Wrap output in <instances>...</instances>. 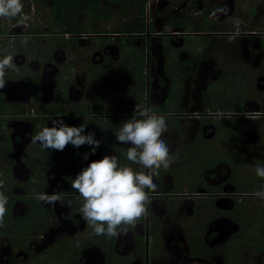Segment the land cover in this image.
<instances>
[{
    "label": "flooded vegetation",
    "instance_id": "1",
    "mask_svg": "<svg viewBox=\"0 0 264 264\" xmlns=\"http://www.w3.org/2000/svg\"><path fill=\"white\" fill-rule=\"evenodd\" d=\"M34 2L0 17V58L13 57L0 90V264H264V0ZM114 9L124 20L106 27ZM135 105L166 117L178 159L153 177L147 216L98 236L72 180L106 154L139 170L113 134ZM54 119L86 123L99 148L33 144Z\"/></svg>",
    "mask_w": 264,
    "mask_h": 264
},
{
    "label": "clouds",
    "instance_id": "2",
    "mask_svg": "<svg viewBox=\"0 0 264 264\" xmlns=\"http://www.w3.org/2000/svg\"><path fill=\"white\" fill-rule=\"evenodd\" d=\"M23 7L22 0H0V17L21 16ZM27 20V16H22L21 22ZM12 68L11 55L0 58V90L7 86L6 72ZM167 131L165 116L150 107L135 105L132 115L113 134L118 143L130 145L126 149V159L139 165V170L121 165L115 154H106L102 159L91 161L72 180V188L82 198L79 212L93 234L109 238L124 235L149 214L151 193L157 187L153 177L178 159L162 138ZM32 143H39L48 151H62L68 144L77 148L88 145L94 154L101 140L96 138V133L87 130L86 123L70 126L63 119H54L50 127H44L32 137ZM88 156L89 153H84L83 159L87 160ZM255 172L264 178V166L257 165ZM5 187V181L0 179V189ZM255 195L264 199V186ZM35 198L49 204L61 201L55 194L37 193ZM7 203L8 197L0 191V227L4 226Z\"/></svg>",
    "mask_w": 264,
    "mask_h": 264
},
{
    "label": "trees",
    "instance_id": "3",
    "mask_svg": "<svg viewBox=\"0 0 264 264\" xmlns=\"http://www.w3.org/2000/svg\"><path fill=\"white\" fill-rule=\"evenodd\" d=\"M92 2H97V0H91ZM50 4V6H58V8L62 9L63 7L66 6H71L72 7H76L78 9H81L84 7V9H86L88 7L87 4V0H78V1H74V0H49L48 2ZM142 8V5H140ZM90 7H94V4H91ZM1 33V32H0ZM1 113V112H0Z\"/></svg>",
    "mask_w": 264,
    "mask_h": 264
},
{
    "label": "rangeland",
    "instance_id": "4",
    "mask_svg": "<svg viewBox=\"0 0 264 264\" xmlns=\"http://www.w3.org/2000/svg\"><path fill=\"white\" fill-rule=\"evenodd\" d=\"M108 2V1H107ZM102 3H103V1H102ZM42 4H44V0H36V2H34V5H42ZM114 4H115V2H114ZM117 4V3H116ZM115 4V5H116ZM25 9V8H24ZM37 10V9H36ZM119 11L120 10H118V9H114V11H113V14H114V16L112 17V19L111 20H109V24H107L106 25V27H108L109 26V28H116V27H119L120 25V21H121V23L123 22V20H124V18H123V14H119ZM27 13H29L28 11H27ZM33 14H35V13H33ZM36 14H37V11H36ZM123 18V19H122Z\"/></svg>",
    "mask_w": 264,
    "mask_h": 264
}]
</instances>
